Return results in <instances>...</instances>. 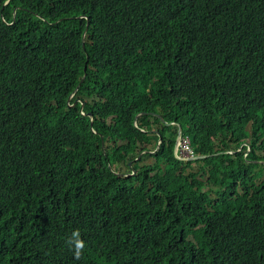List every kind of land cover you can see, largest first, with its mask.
<instances>
[{"label": "trees", "instance_id": "1", "mask_svg": "<svg viewBox=\"0 0 264 264\" xmlns=\"http://www.w3.org/2000/svg\"><path fill=\"white\" fill-rule=\"evenodd\" d=\"M263 174L264 0H0V264H264Z\"/></svg>", "mask_w": 264, "mask_h": 264}, {"label": "clouds", "instance_id": "2", "mask_svg": "<svg viewBox=\"0 0 264 264\" xmlns=\"http://www.w3.org/2000/svg\"><path fill=\"white\" fill-rule=\"evenodd\" d=\"M88 24H89V22H88ZM87 24V25H88ZM84 35L86 36V34H85V32H84ZM84 47H85V45H84ZM83 78H84V76H83ZM82 78V79H83ZM76 91H77V89H76ZM74 94H75V91H74V93H73V95H71L70 96V98L72 97V96H74ZM70 98H69V100H70ZM74 104H76V101L75 102H73L71 105L73 106ZM84 106V102L82 101V107ZM83 112V114H87V115H89V116H91V125L93 124V114H92V112H88V113H86V112H84V111H82ZM141 113H138L137 115H136V117H135V119L137 120V118L139 117V115H140ZM111 122V119L110 118H108V123H110ZM168 125H170V124H173V122H166ZM180 128H181V131H180ZM93 129V132H95V133H97L98 131H97V129L95 128V127H93L92 128ZM159 134V140H158V142H157V147H159V145L161 144V142H162V137H161V134L160 133H158ZM185 141H187L188 142V144H189V148H184L183 147V144H184V142ZM124 141H122V140H119V144H121V143H123ZM243 145H245V143H243L239 148H238V150L239 151H243L244 152V155L245 156H247L248 155V153L250 152V150H251V147H250V145H247L246 146V149L245 150H243ZM228 153H231V154H233V153H235L233 150H230V151H227ZM233 152V153H232ZM174 153H175V155H176V157L178 158V159H180V160H183L184 162H188V161H194V160H196V159H199V158H201V157H205V155H196L195 154V151H194V148H193V146H192V143H191V140H190V138H189V136L188 135H186V134H183V128H182V126L180 125V124H178V133H177V137H176V144H175V148H174ZM194 164H196L197 166H198V168L196 169V170H194V171H198V169H199V167H200V164H198L197 162H195ZM198 178H200V179H203V180H205L204 179V176L201 174V173H198ZM206 187H210V186H206ZM69 244L70 245H72V246H74V248H75V255H76V257H79L80 256V254H81V250L84 248V246H85V242L80 238V233H79V231L78 230H75V231H73L72 233H71V237L69 238Z\"/></svg>", "mask_w": 264, "mask_h": 264}, {"label": "rangeland", "instance_id": "3", "mask_svg": "<svg viewBox=\"0 0 264 264\" xmlns=\"http://www.w3.org/2000/svg\"><path fill=\"white\" fill-rule=\"evenodd\" d=\"M249 125H250V123H247L246 124V127H249ZM233 153V152H232ZM231 154V153H230ZM232 155V154H231ZM226 161L228 162V163H233V155L232 156H227V158H226ZM198 168V166L196 165V164H193L192 165V169L193 170H196ZM263 176H264V174H263ZM204 179H206V176H204ZM208 186H210V185H208Z\"/></svg>", "mask_w": 264, "mask_h": 264}, {"label": "built area", "instance_id": "4", "mask_svg": "<svg viewBox=\"0 0 264 264\" xmlns=\"http://www.w3.org/2000/svg\"><path fill=\"white\" fill-rule=\"evenodd\" d=\"M183 147H184V148H189V144H188L187 141L184 142Z\"/></svg>", "mask_w": 264, "mask_h": 264}, {"label": "water", "instance_id": "5", "mask_svg": "<svg viewBox=\"0 0 264 264\" xmlns=\"http://www.w3.org/2000/svg\"><path fill=\"white\" fill-rule=\"evenodd\" d=\"M180 131H181V128H180Z\"/></svg>", "mask_w": 264, "mask_h": 264}]
</instances>
